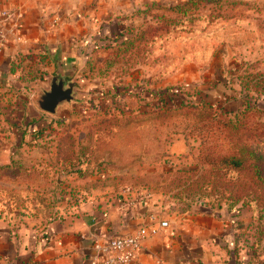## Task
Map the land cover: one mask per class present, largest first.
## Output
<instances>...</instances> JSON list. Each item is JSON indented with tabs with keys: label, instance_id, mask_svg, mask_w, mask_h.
<instances>
[{
	"label": "rangeland",
	"instance_id": "1",
	"mask_svg": "<svg viewBox=\"0 0 264 264\" xmlns=\"http://www.w3.org/2000/svg\"><path fill=\"white\" fill-rule=\"evenodd\" d=\"M57 11L49 44L16 55L0 85V223L39 235L86 193L124 201L130 188L165 220L222 222L231 264H264V136L246 142L260 158L244 171L203 159L236 152L235 130L215 123L232 118L223 111L264 112V83L252 82L264 75V0H66ZM55 73L78 95L52 115L36 98ZM247 122L264 132V114Z\"/></svg>",
	"mask_w": 264,
	"mask_h": 264
},
{
	"label": "crops",
	"instance_id": "2",
	"mask_svg": "<svg viewBox=\"0 0 264 264\" xmlns=\"http://www.w3.org/2000/svg\"><path fill=\"white\" fill-rule=\"evenodd\" d=\"M61 3L66 0H0V13L11 11L15 16L8 25V44L0 49L1 86L11 75L16 55L49 44ZM98 194L86 193L62 220L50 223L39 235L16 236L0 223V264H90L95 238L132 234L157 225V219L165 220L150 200L127 206L115 195L105 196L108 191ZM169 225L146 239L131 264H231L219 220L207 213L186 212Z\"/></svg>",
	"mask_w": 264,
	"mask_h": 264
},
{
	"label": "built area",
	"instance_id": "3",
	"mask_svg": "<svg viewBox=\"0 0 264 264\" xmlns=\"http://www.w3.org/2000/svg\"><path fill=\"white\" fill-rule=\"evenodd\" d=\"M15 19L11 11L0 13V49L8 44L10 30L8 25ZM127 199L124 204L131 206L134 201L145 202L150 196L142 193L135 195L130 188L124 190ZM157 225L140 227L136 232L126 235H111L106 238H95L90 256V264H131L146 239L156 236L161 230L169 228V221L157 219Z\"/></svg>",
	"mask_w": 264,
	"mask_h": 264
},
{
	"label": "trees",
	"instance_id": "4",
	"mask_svg": "<svg viewBox=\"0 0 264 264\" xmlns=\"http://www.w3.org/2000/svg\"><path fill=\"white\" fill-rule=\"evenodd\" d=\"M14 60V58L12 59ZM12 66L14 64V61H12ZM12 68V67H11ZM14 68L12 69L13 72ZM261 77V78H259ZM261 81H259V80ZM253 82V86L254 87H260V83H264V75L263 74H259L257 77H255V79L252 80ZM263 87H261V91L258 92H264V85H262ZM172 112V111H169ZM264 114V112H262L261 108L259 106H257L256 104L254 106H251L250 103H246V108H244L243 110L236 112V113H232V112H227V111H223L219 116V118L221 119L223 116L228 117L231 116V119H228L227 121H223L221 122V120L219 121H215V123H219L222 125V127H224L225 129H230V130H235V134L233 135V146L235 147V153H229V154H217L215 155V151L213 152H208L203 156V159L205 162H208V164L212 165L214 169H216V171H221L224 168L227 170H231V171H244L246 169V163L249 159V157H253V158H260V156L257 155V152L252 149V147H250L248 144H246V142H248L251 138L258 136V137H262L264 136V132L261 134H255L256 132H259L253 128H249V122H247L248 119H251L253 116H256L258 114ZM210 112L207 113V115L209 116ZM210 115L216 116V113H211ZM212 131V130H211ZM210 131V132H211ZM252 132V134H251ZM38 133H42L41 131H38ZM213 136H218L221 138H228L229 136H227V134L224 133H217L212 131V133L210 134V137ZM209 138V137H208ZM215 156V157H212ZM255 168H257V166H255Z\"/></svg>",
	"mask_w": 264,
	"mask_h": 264
},
{
	"label": "water",
	"instance_id": "5",
	"mask_svg": "<svg viewBox=\"0 0 264 264\" xmlns=\"http://www.w3.org/2000/svg\"><path fill=\"white\" fill-rule=\"evenodd\" d=\"M77 86V83L69 76L55 73L51 78L49 88L42 89L36 98V104L40 110L55 115L61 106L76 99Z\"/></svg>",
	"mask_w": 264,
	"mask_h": 264
}]
</instances>
